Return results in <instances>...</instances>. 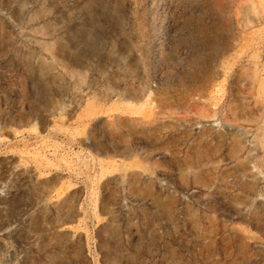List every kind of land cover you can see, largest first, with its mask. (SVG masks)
I'll use <instances>...</instances> for the list:
<instances>
[{
  "label": "rangeland",
  "instance_id": "1",
  "mask_svg": "<svg viewBox=\"0 0 264 264\" xmlns=\"http://www.w3.org/2000/svg\"><path fill=\"white\" fill-rule=\"evenodd\" d=\"M0 264H264V0H0Z\"/></svg>",
  "mask_w": 264,
  "mask_h": 264
}]
</instances>
